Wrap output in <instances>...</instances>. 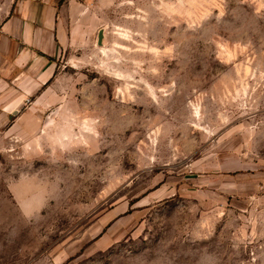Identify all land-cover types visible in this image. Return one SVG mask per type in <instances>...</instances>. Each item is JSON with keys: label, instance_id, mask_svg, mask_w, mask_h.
<instances>
[{"label": "rangeland", "instance_id": "1", "mask_svg": "<svg viewBox=\"0 0 264 264\" xmlns=\"http://www.w3.org/2000/svg\"><path fill=\"white\" fill-rule=\"evenodd\" d=\"M76 1L0 112V264H264V0Z\"/></svg>", "mask_w": 264, "mask_h": 264}, {"label": "crops", "instance_id": "2", "mask_svg": "<svg viewBox=\"0 0 264 264\" xmlns=\"http://www.w3.org/2000/svg\"><path fill=\"white\" fill-rule=\"evenodd\" d=\"M79 3L76 0H23L2 23L0 56L5 57L12 51L8 64L15 70L24 67V74L3 73L15 77L19 90L16 89L15 98L0 103L6 108L1 113L14 111L27 93H32L51 77L53 56L61 45L71 42L77 28L73 23L85 14ZM7 86L5 79L0 78V91ZM255 185L262 189L260 195L264 197V171L259 173Z\"/></svg>", "mask_w": 264, "mask_h": 264}]
</instances>
